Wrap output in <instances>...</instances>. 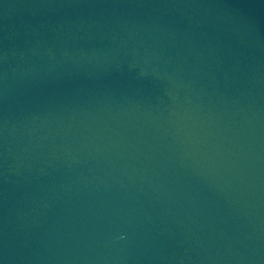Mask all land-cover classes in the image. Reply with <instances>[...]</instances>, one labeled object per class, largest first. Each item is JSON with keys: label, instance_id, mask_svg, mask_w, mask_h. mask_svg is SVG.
Returning a JSON list of instances; mask_svg holds the SVG:
<instances>
[{"label": "water", "instance_id": "obj_1", "mask_svg": "<svg viewBox=\"0 0 264 264\" xmlns=\"http://www.w3.org/2000/svg\"><path fill=\"white\" fill-rule=\"evenodd\" d=\"M0 264H264V0H0Z\"/></svg>", "mask_w": 264, "mask_h": 264}]
</instances>
